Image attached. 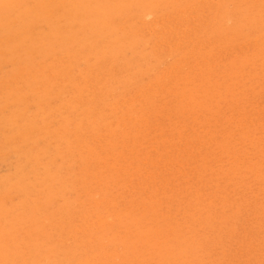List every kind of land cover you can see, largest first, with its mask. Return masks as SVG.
Returning a JSON list of instances; mask_svg holds the SVG:
<instances>
[{
  "label": "rangeland",
  "instance_id": "374dc122",
  "mask_svg": "<svg viewBox=\"0 0 264 264\" xmlns=\"http://www.w3.org/2000/svg\"><path fill=\"white\" fill-rule=\"evenodd\" d=\"M217 1L0 0V264H264V0Z\"/></svg>",
  "mask_w": 264,
  "mask_h": 264
},
{
  "label": "bare ground",
  "instance_id": "6f19581e",
  "mask_svg": "<svg viewBox=\"0 0 264 264\" xmlns=\"http://www.w3.org/2000/svg\"><path fill=\"white\" fill-rule=\"evenodd\" d=\"M92 1H93V0H92ZM115 1H116V0H115ZM137 1H138V0H137ZM150 1H151V0H150ZM188 1H189V0H188ZM216 1H217V0H216ZM232 1H233V0H232ZM245 1H246V0H245ZM250 1H251V0H250ZM217 2H218V1H217ZM163 3H164V2H163ZM188 3H189V2H188ZM190 3H191V2H190ZM237 3H238V2H237ZM88 4H89V3H88ZM166 4H167V3H166ZM185 4H186V3H185ZM231 4H232V3H231ZM241 4H242V3H241ZM115 5H116V4H115ZM115 5H114V6H115ZM6 6H7V4H6ZM18 6H19V5H18ZM25 6H26V5H25ZM153 6H154V5H153ZM182 6H185V5H182ZM243 6H244V4H243ZM245 6H246V5H245ZM247 6H248V5H247ZM247 6H246V7H247ZM48 7H49V6H48ZM48 7H47V8H48ZM162 7H163V6H162ZM201 7H202V6H201ZM209 7H210V6H208V8H209ZM236 7H237V6H236ZM236 7H235V8H236ZM248 7H249V6H248ZM253 7H254V6H253ZM182 8H183V7H182ZM238 8H239V7H238ZM257 8H258V7H257ZM92 9H93V8H92ZM124 9H125V8H124ZM241 9H242V8H241ZM248 9H249V8H248ZM251 9H252V7H251ZM251 9H250V10H251ZM258 9H261V8H258ZM155 10H156V9H155ZM171 10H172V9H171ZM197 10H198V9H197ZM237 10H238V9H237ZM239 10H240V9H239ZM245 10H246V9H245ZM263 10H264V8H263ZM263 10H261V11H263ZM107 11H108V10H107ZM122 11H123V10H122ZM150 11H151V10H150ZM172 11H173V10H172ZM212 11H213V10H212ZM235 11H236V10H235ZM256 11H257V10H256ZM197 12H198V11H197ZM246 12H247V11H246ZM248 12H252V11H248ZM254 12H255V11H254ZM263 12H264V11H263ZM104 13H105V12H104ZM104 13H103V14H104ZM124 13H125V11H124ZM64 14H65V13H64ZM103 14H102V15H103ZM162 14H163V13H162ZM164 14H165V13H164ZM252 14H253V13H252ZM255 14H256V13H255ZM124 15H125V14H124ZM124 15H123V16H124ZM246 15H247V14H245V17H246ZM258 15H259V14H258ZM64 16H65V15H64ZM111 16H112V15H111ZM153 16H154V15H153ZM194 16H195V15H194ZM238 16H239V14H238ZM240 16H241V15H240ZM260 16H261V15H260ZM248 17H249V15H248ZM252 17H253V15H252ZM263 17H264V16H263ZM117 18H118V16H117ZM240 18H242V17H240ZM240 18H239V19H240ZM153 19H154V18H153ZM186 19H187V18H186ZM228 19H229V18H228ZM239 19H238V20H239ZM249 19H250V18H249ZM251 19H252V18H251ZM260 19H261V18H260ZM260 19H259V21H260ZM236 20H237V19H236ZM241 20H242V19H241ZM262 20H264V19H262ZM22 21H23V20H22ZM68 21H69V20H68ZM129 21H130V20H129ZM251 21H254V20L252 19ZM251 21H250V23H251ZM255 21H256V20H255ZM107 22H109V21H107ZM125 22H126V21H125ZM207 22H208V21H207ZM39 23H40V22H39ZM198 23H199V22H198ZM209 23H210V22H209ZM214 23H215V22H214ZM256 23H258V22H256ZM21 24H22V23H21ZM193 24H194V23H193ZM220 24H221V23H220ZM235 24H237V23L235 22ZM254 24H255V23H254ZM180 25H181V24H180ZM180 25H179V26H180ZM211 25H212V24H211ZM238 25H239V24H238ZM245 25H246V24H245ZM248 25H249V24H248ZM248 25H246L245 27H247ZM255 25H256V24H255ZM141 26H142V25H141ZM195 26H196V25H195ZM46 27H47V26H46ZM218 27H219V26H217L216 28H218ZM248 27H249V26H248ZM13 28H14V27H13ZM193 28H194V27H193ZM200 28H201V27H200ZM231 28H232V27H231ZM238 28H239V27H238ZM238 28H237V29H238ZM262 28H263V25H262V27L259 28V29H262ZM8 29H9V28H8ZM8 29H7V30H8ZM179 29H180V28H179ZM190 29H191V28H190ZM196 29H197V28H196ZM222 29H223V28H222ZM237 29H234V30L236 31ZM17 30H18V29H17ZM111 30H112V29H111ZM238 30H239V29H238ZM104 31H106V30H104ZM140 31H141V30H140ZM153 31H154V30H153ZM204 31H205V30H204ZM224 31H226V30L224 29ZM228 31H229V30H228ZM243 31H244V30H243ZM252 31H253V30H252ZM254 31H256V30H254ZM29 32H30V31H29ZM141 32H142V31H141ZM191 32H192V31H191ZM261 32H262V31H261ZM27 33H28V32H27ZM37 33H38V32H37ZM133 33H134V32H133ZM217 33L219 34V32H217ZM234 33H236V32H234ZM240 33H241V32H240ZM247 33H248V31H247ZM258 33H259V32H258ZM114 34H115V33H114ZM127 34H129V33H127ZM184 34H185V33H184ZM212 34H213V33H212ZM242 34H243V33H242ZM253 34H255V33H253ZM259 34H261V33H259ZM86 35H87V34H86ZM91 35H92V34H91ZM143 35H144V34H143ZM198 35H199V34H198ZM236 35H237V34H236ZM239 35H240V34H239ZM243 35H245V34H243ZM246 35L248 36L249 33L246 34ZM34 36H35V35H34ZM98 36H99V35H98ZM163 36H164V35H163ZM190 36H191V35H190ZM210 36H211V35H210ZM234 36H235V35H234ZM247 36H245V37H247ZM255 36H257V34H256ZM108 37H109V36H108ZM108 37H106V38H108ZM161 37H162V36H161ZM237 37H238V36H236V38H237ZM242 37H243V36H242ZM249 37H250V36H249ZM249 37H248V38H249ZM253 37H254V36H253ZM26 38H27V37H26ZM106 38H105V39H106ZM109 38H110V37H109ZM120 38H121V37H120ZM189 38H190V37H189ZM191 38H192V37H191ZM248 38H247V39H248ZM51 39H52V38H51ZM83 39H84V38H83ZM239 39H240V38H239ZM211 40H212V39H211ZM233 40H234V39H233ZM233 40H232V42H233ZM53 41H54V40H53ZM109 41H110V40H109ZM116 41H117V40H116ZM128 41H129V40H128ZM187 41H188V40H187ZM205 41H206V40H205ZM18 42H20V41H18ZM131 42H132V41H131ZM30 43H31V42H30ZM56 43H57V42H56ZM60 43H61V42H60ZM105 43H106V42H105ZM113 43H114V42H113ZM136 43H137V42H136ZM163 43H164V42H163ZM262 43H263V42H262ZM201 44H202V43H201ZM254 44H255V43H254ZM8 45H9V44H8ZM154 45H155V44H154ZM170 45H171V44H170ZM184 45H185V44H184ZM191 45H192V44H191ZM262 45H264V44H262ZM26 46H27V45H26ZM35 46H36V45H35ZM63 46H64V45H63ZM82 46H83V45H82ZM106 46H108V45H106ZM121 46H122V45H121ZM135 46H136V45H135ZM260 46H261V45H260ZM260 46H258V47H260ZM12 47H13V45H12ZM12 47H11V48H12ZM118 47H119V46H118ZM133 47H134V46H133ZM156 47H157V46H156ZM256 47H257V46H256ZM262 47H263V46H262ZM54 48H55V47H54ZM63 48H64V47H63ZM110 48H111V47H110ZM122 48H123V47H122ZM157 48H158V47H157ZM181 48H182V47H181ZM243 48H244V47H243ZM37 49H38V48H37ZM39 49H40V48H39ZM39 49H38V50H39ZM45 49H47V47H46ZM56 49H57V48H56ZM84 49H85V48H84ZM163 49H164V48H163ZM200 49H201V48H200ZM263 49H264V48H263ZM52 50H53V49H52ZM72 50H73V49H72ZM77 50H78V49H77ZM80 50H81V49H80ZM133 50H134V49H133ZM155 50H157V49H155ZM184 50H186V49H184ZM251 50H253V49H251ZM255 50H256V49H255ZM10 51H11V50H10ZM47 51H48V50H47ZM162 51H163V50H162ZM24 52H25V51H24ZM45 52H46V51H45ZM58 52H60V51H58ZM77 52H78V51H77ZM195 52H196V51H195ZM36 53H37V52H36ZM188 53H189V52H188ZM260 53H261V52H260ZM40 54H41V53H40ZM56 54H57V53H56ZM78 54H79V53H78ZM137 54H138V53H137ZM27 55H28V54H27ZM83 55H84V54H83ZM109 55H110V54H109ZM189 55H190V54H189ZM251 55H252V54H251ZM254 55H255V54H254ZM99 56H100V55H99ZM147 56H148V55H147ZM187 56H188V55H187ZM258 56H260V55H258ZM13 57H14V56H13ZM27 57H28V56H27ZM62 57H63V56H62ZM62 57H61V58H62ZM76 57H78V56H76ZM87 57H88V56H87ZM126 57H127V56H126ZM261 57H262V56H261ZM263 57H264V56H263ZM48 58H49V57H48ZM48 58H47V59H48ZM128 58H129V57H128ZM183 58H184V57H183ZM192 58H193V57H192ZM194 58H195V57H194ZM198 58H199V57H198ZM237 58H238V57H237ZM255 58H256V57H255ZM25 59H26V57H25ZM32 59H33V58H32ZM51 59H52V58H51ZM56 59H57V58H56ZM79 59H80V58H79ZM123 59H124V58H123ZM140 59H141V58H140ZM160 59H161V58H160ZM214 59H216V58H214ZM218 59H219V58H218ZM258 59H259V58H258ZM262 59H263V58H262ZM9 60H10V59H9ZM29 60H30V59H29ZM145 60H146V59H145ZM147 60H148V59H147ZM188 60H189V59H188ZM198 60H199V62H200V59H198ZM202 60H203V58H202ZM216 60H217V59H216ZM260 60H261V59H260ZM260 60H258V61L260 62ZM175 61H176V60H175ZM237 61H238V60H236V62H237ZM250 61H251V59H250ZM256 61H257V60H256ZM28 62H29V61H28ZM80 62H81V61H80ZM144 62H146V61H144ZM201 62H202V61H201ZM222 62H223V61H222ZM231 62H233V61H231ZM247 62H248V60H247ZM247 62H246V63H247ZM251 62H253V61H251ZM262 62H263V61H262ZM13 63H14V62H13ZM47 63H48V62H47ZM162 63H163V61H162ZM260 63H261V62H260ZM142 64H143V63H142ZM218 64H219V62H218ZM220 64H221V63H220ZM248 64H249V62H248ZM248 64H247V65H248ZM24 65H25V64H24ZM229 65H230V64H229ZM249 65H250V64H249ZM251 65L253 66V64H251ZM260 65L263 66L264 64L261 63ZM44 66H45V65H44ZM132 66H133V65H132ZM187 66H189V65H187ZM215 66H216V65H215ZM227 66H228V65H227ZM257 66H258V65H257ZM257 66H256V67H257ZM31 67H32V66H31ZM89 67H90V66H89ZM157 67H158V66H157ZM199 67H200V66H199ZM230 67H231V66H230ZM259 67H260V66H259ZM0 68H1V67H0ZM20 68H21V67H20ZM20 68H19V69H20ZM25 68H26V67H25ZM92 68H93V67H92ZM167 68H168V67H167ZM195 68H196V67H195ZM226 68H227V67H226ZM228 68H229V67H228ZM233 68H234V67H233ZM243 68H244V67H243ZM2 69H3V68H2ZM34 69H35V68H34ZM69 69H70V67H69ZM114 69H115V68H114ZM126 69H127V68H126ZM141 69H142V68H141ZM230 69H231V68H230ZM35 70H36V69H35ZM46 70H47V69H46ZM124 70H125V69H124ZM175 70H176V69H175ZM216 70H217V69H216ZM251 70H252V69H251ZM253 70H254V69H253ZM256 70H257V69H256ZM261 70H263V69H261ZM30 71H31V69H30ZM97 71H98V70H97ZM130 71H131V70H130ZM141 71H142V70H141ZM141 71H140V72H141ZM164 71H165V70H164ZM225 71H226V70H225ZM228 71H229V70H228ZM257 71H258V70H257ZM19 72H20V71L18 70V73H19ZM102 72H103V71H102ZM169 72H171V71H169ZM189 72H190V71H189ZM197 72H198V71H197ZM253 72H254V71H253ZM253 72H252V73H253ZM263 72H264V71H263ZM97 73H98V72H97ZM219 73H220V72H218V74H219ZM222 73H223V72H222ZM225 73H226V72H225ZM227 73H228V72H227ZM258 73H259V72H258ZM14 74H15V73H14ZM25 74H26V73H25ZM28 74H29V73H28ZM34 74H35V72H34ZM55 74H56V73H55ZM98 74H99V73H98ZM202 74H203V73H202ZM236 74H237V73H236ZM2 75H3V74H2ZM15 75H16V74H15ZM20 75H21V74H20ZM20 75H19V76H20ZM100 75H101V74H100ZM187 75H188V74H187ZM191 75H192V74H191ZM256 75H257V74H256ZM52 76H53V75H52ZM109 76H110V75H109ZM127 76H128V75H127ZM196 76H197V73H196ZM196 76H195V77H196ZM219 76H220V75H219ZM248 76H249V75H248ZM259 76H260V75H259ZM20 77H21V76H20ZM55 77H56V76H55ZM57 77H58V75H57ZM87 77H88V76H87ZM102 77H103V76H102ZM150 77H151V76H150ZM160 77H161V76H160ZM261 77H262V76H261ZM156 78H158V77H156ZM183 78H184V77H183ZM187 78H188V77H187ZM187 78H186V79H187ZM189 78H190V77H189ZM189 78H188V79H189ZM197 78H198V77H197ZM251 78H252V77H251ZM34 79H35V78H34ZM49 79H50V78H49ZM66 79H67V78H66ZM97 79H98V81H99V78H97ZM97 79H96V80H97ZM186 79H185V80H186ZM190 79H191V78H190ZM190 79H189V82L193 80V76H192V80H190ZM201 79H202V78H201ZM223 79H224V77H223ZM223 79H222V80H223ZM257 79H258V78H257ZM258 80H259V79H258ZM262 80H263V79H262ZM262 80H260V81H262ZM3 81H5V79H4ZM24 81H26V80H24ZM67 81H68V80H67ZM102 81H103V80H102ZM196 81H197V80H195V82H196ZM252 81H254V80H252ZM41 82H43V81L41 80ZM59 82H60V80H59ZM181 82H182V81H181ZM183 82H185V81L183 80ZM200 82L203 83V81H201V80H200ZM213 82H214V81H213ZM256 82H257V80H256ZM24 83H25V82H24ZM89 83H90V82H89ZM92 83H93V82H92ZM143 83H144V82H143ZM143 83H142V84H143ZM167 83H168V82H167ZM175 83H176V82H175ZM186 83H187V82H186ZM197 83H198V82H197ZM240 83H241V82H240ZM240 83H239V85H240ZM243 83H244V82H243ZM251 83H252V82H251ZM259 83H260V82H259ZM2 84H3V83H2ZM40 84H41V83H40ZM85 84H86V83H85ZM145 84H146V83H145ZM170 84H172V83H170ZM194 84H196V83H194ZM194 84H193V82H192V85H191V86L189 85V86L192 88V86H193ZM241 84H242V83H241ZM245 84H246V83H245ZM245 84H243V85H245ZM253 84H254V83H253ZM55 85H56V84H55ZM149 85H150V84H149ZM184 85H185V84H184ZM200 85H201V83H200ZM249 85H250V84H249ZM249 85H248V87H249ZM7 86H8V85H7ZM18 86H19V85H18ZM22 86H23V85H22ZM43 86H44V85H43ZM125 86H126V85H125ZM229 86H230V85H229ZM19 87H20V86H19ZM102 87H103V86H102ZM108 87H109V86H108ZM147 87H148V86H147ZM170 87H171V86H170ZM190 87H189V88H190ZM195 87H196V86H195ZM233 87H234V86H233ZM236 87L240 89V87H238V86H236ZM241 87H243V86H241ZM16 88H17V87H16ZM20 88H21V87H20ZM29 88H30V87H29ZM34 88H35V87H34ZM92 88H93V87H92ZM114 88H115V87H114ZM210 88H211V86H210ZM234 88H235V87H234ZM249 88H251V85H250ZM2 89H3V88H2ZM9 89H10V87H9ZM12 89H13V88H12ZM18 89H19V88H18ZM40 89H41V88H40ZM101 89H103V88H101ZM101 89H100V90H101ZM106 89H107V88H106ZM142 89H143V88H142ZM173 89H174V88H173ZM175 89H176V88H175ZM197 89H198V88H197ZM203 89H204V88H203ZM208 89H209V88H208ZM245 89H246V88H245ZM263 89H264V88H262L261 90H263ZM5 90H7V89H5ZM46 90H47V89H46ZM194 90H195V89H194ZM205 90H206V89H205ZM242 90L244 91V88H243V89H240L241 92H242ZM246 90H247V89H246ZM251 90H253V89H251ZM259 90H260V89H259ZM261 90H260V91H261ZM15 91H16V90H15ZM108 91H109V90H108ZM108 91H107V92H108ZM166 91H167V90H166ZM202 91H203V90H202ZM13 92H14V91H13ZM47 92H48V90H47ZM190 92H192V91H190ZM249 92H250V91H249ZM254 92H255V91H254ZM263 92H264V91H263ZM60 93H62V92H60ZM195 93H196V92H195ZM204 93H206V92H203L202 94H204ZM242 93H243V92H242ZM256 93H258V92L256 91ZM122 94H123V93H122ZM171 94H172V93H171ZM190 94H191V93H190ZM199 94H200V92H199ZM243 94H244V93H243ZM243 94H242V95H243ZM254 94H255V93H254ZM254 94H253V95H254ZM8 95H10V93H9ZM27 95H28V94H27ZM29 95H30V94H29ZM166 95H167V94H166ZM180 95H181V94H180ZM183 95H184V94H183ZM183 95H182V96H183ZM197 95H198V94H197ZM207 95H208V93H207ZM237 95H238V94H237ZM261 95H263V94H261ZM23 96H24V95H23ZM106 96H107V95H106ZM122 96H123V95H122ZM210 96H211V95H210ZM245 96L247 97V94H246ZM254 96H255V95H254ZM256 96H257V95H256ZM131 97H132V96H131ZM194 97H195V96H194ZM198 97H199V96H198ZM205 97H206V95L204 96V98H205ZM219 97H220V96H219ZM241 97H242V96H241ZM100 98H101V97H100ZM105 98H106V97H105ZM120 98H121V97H120ZM175 98H176V97H175ZM179 98H180V97H179ZM199 98H200V97H199ZM238 98H239V96H238ZM250 98H251V97H250ZM256 98H257V97H256ZM256 98H255V99H256ZM5 99H6V98H5ZM86 99H87V98H86ZM200 99H201V98H200ZM220 99H221V98H220ZM220 99H219V100H220ZM227 99H228V98H227ZM240 99H242V98H240ZM252 99H253V98H252ZM255 99H253V100H255ZM259 99H260V98H259ZM12 100H13V99H12ZM87 100H88V99H87ZM176 100H177V99H176ZM178 100H179V99H178ZM205 100H207V97L205 98ZM242 100H243V99H242ZM167 101H168V100H167ZM200 101H201V100H200ZM209 101H210V100H209ZM112 102H113V101H112ZM112 102H111V103H112ZM145 102H146V101H145ZM181 102H182V101H181ZM183 102H184V101H183ZM183 102H182V103H183ZM195 102H196V101H195ZM198 102H199V101H198ZM207 102H208V101H207ZM207 102H206V103H207ZM216 102H217V100H216ZM237 102H238V100H237ZM9 103H10V102H9ZM40 103H41V102H40ZM98 103H99V102H98ZM174 103H175V102H174ZM192 103H193V102H192ZM231 103H232V101H231ZM249 103H250V102H249ZM12 104H14V103H12ZM113 104H114V103H113ZM177 104H178V103H177ZM202 104H203V103H202ZM202 104H201V105H202ZM207 104H208V103H207ZM214 104H215V102H214ZM218 104H219V102H218ZM240 104H241V103H240ZM242 104H243V103H242ZM252 104H254V103H252ZM257 104H258V103H256L255 105H257ZM5 105H6V104H5ZM31 105H32V104H31ZM94 105H95V104H94ZM182 105L184 106V104H182ZM199 105H200V104H199ZM246 105H247V104H246ZM262 105H263V107H264V104H262ZM2 106H3V105H2ZM50 106H51V105H50ZM160 106H161V105H160ZM205 106H207V105L205 104ZM257 106H258V105H257ZM259 106H260V105H259ZM7 107H8V106H7ZM163 107H164V106H163ZM172 107H173V106H172ZM193 107H194V106H192L191 108L193 109ZM198 107H199V106H198ZM210 107H211V106H210ZM210 107H208V108H210ZM0 108H1V107H0ZM127 108H128V107H127ZM205 108H206V107H205ZM208 108H206V111H208V110H207ZM243 108H244V107H243ZM261 108H262V107H261ZM26 109H27V107H26ZM45 109H46V108H45ZM103 109H104V107H103ZM214 109H215V108H214ZM214 109H212V110H214ZM250 109H251V108H250ZM4 110H5V109H4ZM7 110H8V109H7ZM16 110H17V109H16ZM16 110H15V111H16ZM193 110H194V109H193ZM210 110H211V109H210ZM257 110H258V109H257ZM186 111H188V110L186 109ZM197 111H198V110H197ZM197 111H196V112H197ZM204 111H205V109H204ZM242 111H243V110H242ZM260 111H262V110H260ZM167 112H168V111H167ZM179 112H180V111H179ZM188 112H189V111H188ZM193 112H194V111H193ZM214 112L216 113V111H214ZM251 112H253V111H251ZM255 112H256V111H255ZM181 113H182V112H181ZM181 113H179V114H181ZM189 113H190V112H189ZM189 113H188V114H189ZM197 113H198V112H197ZM200 113H201V115L203 114V112H201V111H200ZM204 113H205V112H204ZM211 113H212V112H211ZM198 114H199V113H198ZM205 114H206V113H205ZM166 115H167V114H166ZM192 115H193V114H192ZM194 115H195V113H194ZM194 115H193V116H194ZM199 115H200V114H199ZM199 115H198V116H199ZM207 115H208V114H207ZM226 115H227V114H226ZM245 115H246V114H245ZM245 115H244V116H245ZM252 115H253V114H252ZM261 115H262V114H261ZM19 116H20V115H19ZM161 116H162V115H161ZM170 116H171V115H170ZM193 116H192V117H193ZM230 116H231V115H230ZM234 116H235V115H234ZM247 116H248V114H247ZM247 116H246V117H247ZM11 117H12V115H11ZM99 117H100V116H99ZM121 117H122V115H121ZM121 117H120V119H121ZM186 117H187V116H186ZM199 117H200V116H199ZM202 117H203V116H202ZM205 117H206V116H205ZM212 117H213V116H212ZM212 117H211V118H212ZM226 117H227V116H226ZM246 117H245V118H246ZM252 117H253V116H251V118H252ZM93 118H94V117H93ZM102 118H103V117H102ZM167 118H168V117H167ZM170 118H173V117H170ZM170 118H169V119H170ZM178 118H179V117H178ZM181 118H183V117H180V119H181ZM195 118H197V117H195ZM211 118H209V121H210ZM229 118H231V117H229ZM229 118H226V120H228ZM233 118H234V117H233ZM256 118H257V117H256ZM13 119H14V118H13ZM180 119H179V120H180ZM199 119H200V118H199ZM117 120H118V118H117ZM179 120H178V121H179ZM182 120H183V119H182ZM195 120H196V119H195ZM1 121H2V120H1ZM92 121H93V120H91V122H92ZM183 121H185V119H184ZM203 121H204V119H203ZM206 121H207V120H206ZM209 121H208V122H209ZM224 121H225V120H224ZM230 121H231V120H230ZM252 121H253V120H252ZM262 121H263V120H262ZM110 122H111V121H110ZM151 122H152V121H151ZM163 122H164V121H163ZM197 122H198V121H197ZM204 122H205V121H204ZM225 122H227V121H225ZM245 122H246V121H245ZM83 123H84V122H83ZM201 123H202V122H201ZM205 123H206V122H205ZM223 123H224V122H223ZM228 123H229V122H228ZM228 123H227V124H228ZM235 123H236V121H235ZM243 123H244V121H243ZM251 123H252V122H251ZM253 123H254V122H253ZM259 123H261V122H259ZM49 124L51 125V122H50ZM119 124H120V123H119ZM207 124H208V123H207ZM50 125H49V126H50ZM52 125H53V123H52ZM203 125H204V124H203ZM203 125H202V126H203ZM213 125L215 126L216 124H213ZM221 125H222V124H221ZM224 125H225V124H224ZM248 125H249V124H248ZM254 125H255V124H254ZM262 125H263V124H262ZM43 126H44V125H43ZM68 126H69V125H68ZM191 126H192V125H191ZM209 126H211V125H209ZM225 126H226V125H225ZM249 126H250V125H249ZM256 126H257V125H256ZM59 127H60V126H59ZM119 127H120V126H119ZM252 127H253V126H252ZM254 127H255V126H254ZM6 128H7V127H6ZM109 128H110V127H109ZM114 128H115V127H114ZM159 128H160V127H159ZM187 128H188V127H187ZM210 128H212V127H210ZM227 128H228V127H227ZM229 128H230V126H229ZM257 128H258V126H257ZM89 129H90V128H89ZM111 129H112V128H111ZM134 129H135V128H134ZM247 129H248V128H247ZM249 129H251V128H249ZM63 130H64V129H63ZM113 130H114V129H113ZM160 130H161V129H160ZM200 130H201V129H200ZM209 130H210V129H209ZM217 130H218V129H217ZM224 130L227 131L226 129H224ZM233 130H234V129H233ZM251 130H252V129H251ZM251 130H250V131H251ZM6 131H7V130H6ZM29 131L31 132V130H29ZM74 131H75V130H74ZM76 131H77V130H76ZM100 131H101V130H100ZM180 131H181V130H180ZM198 131H199V130H198ZM212 131H213V130H212ZM219 131H220V130H219ZM219 131H218V133H219ZM225 131H223V132H225ZM248 131H249V130H248ZM56 132H57V131H56ZM196 132H197V131H196ZM207 132H208V131H207ZM207 132H206V134H207ZM215 132H216V131H215ZM58 133H59V132H58ZM114 133H115V132H114ZM183 133H184V132H183ZM233 133H234V131H233ZM242 133H243V132L241 131V134H240V135L246 134V133H243V134H242ZM24 134H25V133H24ZM30 134H31V133H30ZM112 134H113V133H112ZM181 134H182V133H181ZM248 134H249V133H248ZM18 135H19V134H18ZM172 135H173V134H172ZM189 135H190V133H189ZM193 135H195V134H193ZM202 135H203V134H202ZM214 135H215V134H214ZM207 136H208V135H207ZM230 136H231V135H230ZM246 136H247V135H246ZM213 137H214V136H213ZM221 137H222V136H221ZM236 137H237V136H236ZM242 137H244V135H243ZM248 137H249V136H248ZM33 138H34V137H33ZM125 138H126V137H125ZM178 138H179V137H178ZM209 138H210V137H209ZM211 138H212V136H211ZM240 138H241V137H240ZM244 138H245V137H244ZM250 138H251V136H250ZM250 138H249V139H250ZM261 138H262V137H261ZM39 139H40V138H39ZM129 139H130V138H129ZM196 139H197V138H196ZM196 139H195V140H196ZM204 139H205V137H204ZM206 139H207V138H206ZM167 140H168V139H167ZM179 140H180V139H179ZM200 140H201V139H200ZM221 140H222V139H221ZM225 140H226V139H225ZM229 140H230V139H229ZM234 140H235V139H234ZM238 140H239V139H238ZM238 140H237V141H238ZM245 140H246V139H245ZM252 140H253V139H251V141H252ZM258 140H259V138H258ZM156 141H157V140H156ZM162 141H163V140H162ZM181 141H182V140H181ZM205 141H206V140H205ZM217 141H218V140H217ZM227 141H228V140H227ZM243 141H244V140H243ZM254 141H255V140H254ZM256 141H257V140H256ZM39 142H40V141H39ZM70 142H71V141H70ZM99 142H100V141H99ZM176 142H177V141H176ZM213 142H214V141H213ZM232 142H233V141H232ZM235 142H236V140H235ZM239 142H240V141H239ZM241 142H242V141H241ZM246 142H247V141H245V142H243V143H246ZM259 142H261V141H259ZM259 142H258L257 144H259ZM262 142L264 143V141H262ZM110 143H111V142H110ZM125 143H126V142H125ZM218 143H219V142H218ZM222 143H223V142H222ZM228 143H230V142H228ZM228 143H227V144H228ZM237 143H238V142H237ZM255 143H256V142H255ZM255 143H254V144H255ZM112 144H113V143H112ZM137 144H138V143H137ZM224 144H226V143L224 142ZM251 144H252V143H251ZM144 145H145V144H144ZM176 145H177V144H176ZM203 145H204V143H203ZM211 145H212V144H211ZM228 145H230V144H228ZM232 145H234V144H232ZM240 145H241V144H240ZM240 145H238V146H240ZM263 145H264V144H263ZM37 146H38V145H37ZM108 146H109V145H108ZM189 146H190V145H189ZM243 146H244V145H243ZM250 146H251V145H250ZM258 146H259V145H258ZM93 147H94V146H93ZM205 147H206V146H205ZM212 147H213V146H212ZM221 147H222V144H221ZM224 147H225V145H224ZM226 147H227V145H226ZM229 147H230V146H228L226 149H228ZM234 147H235V146H234ZM234 147H232V148H234ZM255 147H256V146H255ZM49 148H50V147H49ZM94 148H95V147H94ZM207 148H208V145H207ZM207 148H206V149H207ZM232 148H231V149H232ZM235 148L238 149V147H235ZM257 148H258V147H257ZM261 148H262V146H261ZM91 149H92V148H91ZM144 149H145V148H144ZM151 149H152V147H151ZM214 149H217V148H214ZM220 149H221V148H220ZM226 149H223V152H225ZM237 149H236V150H237ZM239 149H240V148H239ZM244 149H245V148H244ZM87 150H88V149H87ZM124 150H125V148H124ZM130 150H132V149H130ZM161 150H162V149H161ZM161 150H160V152H161ZM167 150H168V148H167ZM203 150H204V149H203ZM218 150H219V149H218ZM224 150H225V151H224ZM229 150H230V149H229ZM233 150H234V149H233ZM233 150H232V151H233ZM246 150H247V149H246ZM23 151H24V150H23ZM43 151H44V150H43ZM60 151H61V150H60ZM83 151H84V150H83ZM155 151H156V150H155ZM204 151H205V150H204ZM209 151H210V150H209ZM237 151L239 152L240 150H237ZM247 151H248V150H247ZM255 151H256V150H255ZM255 151H254V152H255ZM262 151H263V150H262ZM90 152H91V151H90ZM115 152H117V151H115ZM147 152H148V150H147ZM158 152H159V151H158ZM219 152H220V151H219ZM233 152H234V151H233ZM235 152H236V151H235ZM241 152H242V151H241ZM248 152H249V151H248ZM41 153H42V152H41ZM199 153H200V152H199ZM199 153H198V154H199ZM211 153H212V151H211ZM214 153H216V152H214ZM217 153H218V152H217ZM226 153H227V151H226ZM245 153H246V152H245ZM255 153H256V152H255ZM91 154H92V153H91ZM96 154H97V153H96ZM100 154H101V153H100ZM122 154H123V153H122ZM148 154H149V153H148ZM178 154H179V153H178ZM206 154H207V153H206ZM218 154H219V153H218ZM229 154H230V153H228V155H229ZM240 154H241V153H240ZM240 154H239V157H237V158H240V156H241ZM247 154H248V153H247ZM4 155H5V154H4ZM39 155H40V153H39ZM141 155H142V154H141ZM149 155H150V154H149ZM149 155H148V157H149ZM159 155H160V154H159ZM211 155H212V154H211ZM222 155H223V154H222ZM231 155H233V153H231ZM243 155H244V153H243ZM245 155H246V154H245ZM250 155H251V154H250ZM6 156H7V155H6ZM40 156H41V155H40ZM102 156H103V155H102ZM169 156H170V155H169ZM201 156H202V154H201ZM203 156H204V155H203ZM203 156H202V157H203ZM220 156H221V155H220ZM235 156H237V155H235ZM248 156H249V155H248ZM248 156H247V157H248ZM255 156H257V155L255 154ZM3 157H4V156H3ZM73 157H74V156H73ZM113 157H114V156H113ZM216 157H217V156H216ZM216 157H215V154H214V158H216ZM229 157H230V156H229ZM242 157H243V159L245 158L244 156H242ZM247 157H246V158H247ZM251 157H252V156H251ZM251 157H250V158H251ZM253 157H254V155H253ZM259 157H260V156H259ZM6 158H7V157H6ZM6 158H5V159H6ZM180 158H181V157H180ZM206 158H207V156H206ZM209 158H210V157H209ZM209 158H207V159H209ZM211 158H213V157H211ZM214 158H213V159H214ZM235 158H236V157H235ZM263 158H264V157H263ZM76 159H77V157H76ZM99 159H100V158H99ZM104 159H105V158H104ZM124 159H125V158H124ZM152 159H153V158H152ZM156 159H157V158H156ZM220 159H221V158H220ZM224 159H225V158H224ZM229 159H230V158H229ZM240 159H241V158H240ZM258 159H259V158H258ZM6 160H7V159H6ZM92 160H93V159H92ZM143 160H144V159H143ZM211 160H212V159H211ZM216 160H218V159L216 158ZM222 160H223V159H222ZM222 160H221V161H222ZM231 160H232V159H231ZM255 160H256V159H255ZM89 161H90V160H89ZM102 161H103V160H102ZM146 161H147V160H146ZM201 161H202V159H201ZM203 161H204V160H203ZM223 161H224V160H223ZM233 161H234V158H233ZM238 161H239V160H238ZM240 161H241V160H240ZM240 161H239V162H240ZM247 161H248V160H247ZM259 161H260V160H259ZM48 162H49V161H48ZM54 162H55V161H54ZM85 162H86V161H85ZM132 162H134V161H132ZM132 162H131V163H132ZM199 162H200V161H199ZM199 162H198V163H199ZM230 162H231V161H230ZM242 162H243V161H242ZM242 162H241V163H242ZM249 162H250V161H249ZM253 162H254V161H253ZM50 163H51V162H50ZM61 163H62V162H61ZM100 163H101V162H100ZM108 163H109V162H108ZM218 163H219V161H218ZM258 163H259V162H258ZM261 163L263 164V161H262ZM94 164H95V163H94ZM196 164H197V162H196ZM200 164H203V163H200ZM205 164H206V163H205ZM205 164H204V166H205ZM207 164H208V163H207ZM207 164H206V165H207ZM221 164H222V162H221ZM225 164H227V163H225ZM252 164H253V163H252ZM259 164H260V163H259ZM43 165H44V164H43ZM142 165H143V164H142ZM181 165H182V164H181ZM208 165H209V164H208ZM208 165H207V166H208ZM223 165H224V164H223ZM239 165H240V164H239ZM241 165H242V164H241ZM263 165H264V164H263ZM109 166H110V165H109ZM129 166H131V165L129 164ZM200 166H202V165H200ZM200 166H199V168H200ZM204 166H203V168H204ZM209 166H212V164L209 165ZM209 166H208V167H209ZM219 166H220V165H219ZM219 166H218L217 168H219ZM230 166H231V165H230ZM237 166H238V165H237ZM244 166H245V165H244ZM256 166H259V167H260V165H257V164L255 165V167H256ZM49 167H50V166H49ZM92 167H93V165H92ZM119 167H120V166H119ZM136 167H137V166H136ZM195 167H197V166H195ZM208 167H207V168H208ZM215 167H216V166H215ZM234 167H235V166H234ZM252 167H253V165H252ZM60 168H61V167H60ZM117 168H118V166H117ZM129 168H130V167H129ZM138 168H140V167H138ZM178 168H179V166H178ZM209 168H210V167H209ZM221 168H222V167H221ZM224 168H225V167H224ZM224 168H223V170H224ZM227 168H228V167H227ZM231 168H233V165H232V167H230V169H231ZM235 168H236V167H235ZM235 168H233V169L236 170ZM238 168H239V167H238ZM87 169H88V168H87ZM114 169H116V168H113V170H114ZM120 169H121V168H120ZM175 169H176V168H175ZM179 169H180V168H179ZM191 169H192V168H191ZM210 169L214 170L215 168H214V166H212V168H210ZM228 169H229V168H228ZM256 169H257V168H256ZM221 170H222V169H221ZM225 170L227 171V169H225ZM239 170H240V168H239ZM254 170H255V169H254ZM56 171H57V170H56ZM106 171H107V170H106ZM109 171H110V170H109ZM218 171H219V170H218ZM226 171H225V173H226ZM230 171H231V170H230ZM200 172H201V171H200ZM209 172H210V171H209ZM235 172H238V170L235 171ZM56 173H57V172H56ZM108 173H109V172H108ZM201 173H202V172H201ZM205 173H206V172H205ZM215 173H217V172L215 171ZM218 173H219V172H218ZM220 173H221V172H220ZM225 173H223V174H225ZM228 173H229V172H228ZM233 173H234V171H233ZM86 174H87V172H86ZM93 174H94V173H93ZM112 174H113V173H112ZM132 174H133V173H132ZM240 174H241V173H240ZM244 174H245V173H244ZM256 174H257V173H256ZM258 174H260V173L258 172ZM66 175H68V174H66ZM97 175H98V174H97ZM117 175H118V174H117ZM209 175H210V174H209ZM211 175H212V174H211ZM218 175H219V174H218ZM230 175H232V173H231ZM233 175L236 176L235 174H233ZM11 176H12V175H11ZM212 176H213V175H212ZM212 176H211V177H212ZM219 176H220V175H219ZM222 176H224V175H222ZM238 176H239V175H238ZM246 176H247V174H246ZM260 176H261V175H260ZM260 176H258V179H259ZM65 177H66V176H65ZM70 177H71V176H70ZM102 177H103V176H102ZM130 177H131V176H130ZM202 177H203V176H202ZM202 177H201V178H202ZM213 177H214V176H213ZM220 177H221V176H220ZM236 177H237V176H236ZM244 177H245V176H244ZM255 177L257 178V175H256ZM261 177H262V178H260L259 181L263 180V177H264V176H261ZM103 178H104V177H103ZM133 178H134V177H133ZM206 178H208V177H206ZM214 178H216V177H214ZM246 178H247V177H246ZM198 179H199V177H198ZM198 179H197V180H198ZM217 179H218V178H217ZM247 179H248V178H247ZM251 179H252V178H251ZM72 180H73V179H72ZM74 180H75V179H74ZM89 180H90V179H89ZM110 180H111V179H110ZM118 180H119V179H118ZM187 180H188V179H187ZM204 180H205V179H204ZM208 180H210V179L208 178ZM208 180H207V181H208ZM219 180H220V179H219ZM219 180H218V181H219ZM245 180H246V179H245ZM256 180H257V179H256ZM41 181H42V180H41ZM62 181H63V180H62ZM201 181H202V180H201ZM212 181H213V179H212ZM216 181H217V180H216ZM220 181H221V180H220ZM233 181H234V180H233ZM263 181H264V180H263ZM202 182H203V181H202ZM202 182H201V183H202ZM230 182H231V181H230ZM237 182H238V181H237ZM261 182H262V181H261ZM90 183H91V182H90ZM204 183H205V182H204ZM204 183H203V184H204ZM209 183L211 184V182H209ZM219 183H220V182H219ZM226 183H227V182H226ZM49 184H50V183H49ZM49 184H48V185H49ZM120 184H121V183H119V185H120ZM259 184H260V183H259ZM151 185H152V182H151ZM211 185H212V184H211ZM211 185H210V187H211ZM215 185H217V184H215ZM218 185H219V184H218ZM227 185H228V184H227ZM236 185H237V184H236ZM126 186H127V185H126ZM144 186H145V185H144ZM146 186H147V185H146ZM192 186H193V184H192ZM199 186H200V185H199ZM207 186H208V185H207ZM207 186H205V187H207ZM222 186H223V185H222ZM225 186H226V185H225ZM95 187H96V186H95ZM64 188H66V187H64ZM84 188H85V187H84ZM127 188H128V186H127ZM189 188H190V186H189ZM213 188L215 189V187H213ZM68 189H69V188H68ZM195 189H196V188H195ZM199 189H200V188H199ZM210 189H211V188H210ZM218 189H219V188H218ZM225 189H226V188H225ZM263 189H264V188H263ZM59 190H60V189H59ZM88 190H89V189H88ZM189 190H190V189H189ZM191 190H192V189H191ZM253 190H254V189H253ZM20 191H21V190H20ZM81 191H82V190H81ZM200 191H201V190H200ZM214 191H217V190H214ZM214 191H212V192L214 193ZM234 191H235V190H234ZM4 192H5V191H4ZM4 192H3V193H4ZM66 192H67V191H66ZM79 192H80V191H79ZM88 192H89V191H88ZM119 192H120V191H119ZM123 192H124V191H123ZM205 192H206V191H205ZM54 193H55V192H54ZM120 193H121V192H120ZM150 193H151V192H150ZM208 193H209V192H208ZM216 193H217V192H216ZM218 193H219V192H218ZM0 194H1V193H0ZM15 194H16V193H15ZM15 194H14V195H15ZM17 194H18V193H17ZM200 194L202 195L201 192H200ZM2 195H3V194H2ZM12 195H13V194H12ZM18 195H19V194H18ZM23 195H24V194H23ZM65 195H66V194H65ZM97 195H98V194H97ZM206 195H207V194H206ZM206 195H203V196H206ZM214 195H215V194H214ZM216 195H218V194H216ZM220 195H221V194H220ZM255 195H256V194H255ZM50 196H53V195H50ZM50 196H49V197H50ZM84 196H85V195H84ZM161 196H162V195H161ZM195 196H196V195H195ZM197 196H198V195H197ZM59 197H60V196H59ZM116 197H117V196H116ZM157 197H158V196H157ZM210 197H211V194H210ZM214 197L217 198L218 196H214ZM214 197H213V198H214ZM224 197H225V195H224L223 197H221V198H224ZM109 198H110V197H109ZM134 198H135V197H134ZM134 198H133V199H134ZM177 198H178V197H177ZM211 198H212V197H211ZM213 198H212V199H213ZM227 198H228V197H226L225 199H227ZM131 199H132V198H131ZM192 199H193V198H192ZM196 199H197V198H196ZM198 199H199V198H198ZM198 199H197V202H198ZM81 200H82V198H81ZM89 200H90V199H89ZM109 200H110V199H109ZM111 200H112V199H111ZM160 200H161V199H160ZM200 200H201V198H200ZM214 200H215V199H214ZM91 201H92V200H91ZM113 201H114V200H113ZM145 201H146V200H145ZM145 201H144V203H145ZM149 201H150V200H149ZM151 201H152V200H151ZM156 201H158V200L156 199ZM177 201H178V200H177ZM190 201H191V200H190ZM190 201H189V202H190ZM202 201H203V200H202ZM211 201H212V200H211ZM211 201H210V202H211ZM218 201H220V199H219ZM222 201L225 202L224 200H222ZM246 201H247V200H246ZM249 201H250V200H249ZM84 202H85V201H84ZM86 202H87V201H86ZM89 202H90V201H89ZM139 202H140V201H139ZM146 202H147V201H146ZM159 202H160V201H159ZM187 202H188V201H187ZM208 202H209V201H208ZM231 202H232V200H231ZM239 202H240V201H239ZM1 203H2V202H1ZM49 203H50V202H49ZM72 203H73V202H72ZM90 203H91V202H90ZM99 203H100V202H99ZM105 203H106V202H105ZM112 203H113V202H112ZM156 203H157V202H156ZM195 203H196V200H195ZM203 203L206 204L205 202H203ZM6 204H7V203H6ZM27 204H28V203H27ZM45 204H46V202H45ZM107 204H108V203H107ZM114 204H115V203H114ZM141 204H142V203H141ZM162 204H163V203H162ZM187 204H188V203H187ZM189 204H190V203H189ZM192 204H193V203H192ZM192 204H191V206H192ZM210 204H211V203H210ZM210 204H209V205H210ZM227 204H228V202H227ZM24 205H25V204H24ZM28 205H29V204H28ZM30 205H31V204H30ZM40 205H41V204H40ZM48 205H49V204H48ZM63 205H64V204H63ZM65 205H66V204H65ZM67 205H68V203H67ZM115 205H116V204H115ZM136 205H137V204H136ZM157 205H158V204H157ZM159 205H160V204H159ZM184 205H185V203H184ZM184 205H183V206H184ZM194 205H195V204H194ZM220 205H221V204H220ZM220 205H219V206H220ZM236 205H237V204H236ZM256 205H257V204H256ZM99 206H100V204H99ZM113 206H114V205H113ZM116 206H117V205H116ZM116 206H115V207H116ZM145 206H147V205L145 204ZM148 206H149V205H148ZM153 206H156V205H153ZM153 206H152V207H153ZM161 206H162V205H161ZM187 206H188V205H187ZM191 206H190V207H191ZM196 206H198V204H197ZM206 206H207V204H206ZM206 206H205V207H206ZM211 206H212V205H211ZM217 206H218V205H217ZM223 206H224V204H223ZM47 207H48V206H47ZM51 207H52V206H51ZM61 207H62V206H61ZM67 207H68V206H67ZM95 207H96V206H95ZM97 207H98V205H97ZM136 207H138V206H136ZM136 207H135V208H136ZM156 207H158V206H156ZM181 207H182V206H181ZM208 207H209V206H208ZM215 207H216V206H215ZM225 207H227V205H226ZM228 207H229V206H228ZM237 207L240 209V206H239V205H238ZM14 208H15V207H14ZM36 208H37V206H36ZM42 208H43V207H42ZM63 208H64V207H63ZM106 208H107V207H106ZM131 208H132V207H130V209H131ZM133 208H134V206H133ZM143 208H144V206L142 207V209H143ZM148 208H149V207H148ZM153 208H154V207H153ZM153 208H152V209H153ZM193 208H194V206H193ZM198 208H199V207H198ZM200 208H201V207H200ZM200 208H199V210H201ZM209 208H211V207H209ZM0 209H1V208H0ZM98 209H99V208H98ZM130 209H129V211H130ZM168 209H169V208H168ZM179 209H180V208H179ZM185 209H186V208H185ZM185 209H184V210H185ZM196 209H197V208H196ZM222 209H224V207H222ZM236 209H237V208H236ZM239 209H238V210H239ZM123 210H124V209H123ZM123 210H122L120 213H122V214L124 215L126 211H123ZM135 210H136V209H135ZM139 210H141V209H139ZM155 210H156V209H155ZM202 210H203V209H202ZM202 210H201V211H202ZM23 211H24V210H23ZM68 211H69V210H68ZM112 211L114 212V209H112ZM118 211H120V210H118ZM127 211H128V210H127ZM136 211H137V210H136ZM158 211H160V210H158ZM158 211H157V212H158ZM174 211L177 212L176 210H174ZM182 211H183V210H182ZM186 211H187V210H186ZM188 211H189V210H188ZM193 211L195 212V210H193ZM203 211H204V210H203ZM24 212H25V211H24ZM80 212H81V210H80ZM94 212H95V211H94ZM98 212H99V211H98ZM132 212H133V211H132ZM141 212H143V211H141ZM183 212H184V211H183ZM206 212H208V211H206ZM248 212H249V211H248ZM21 213H22V212H21ZM92 213H93V212H92ZM143 213H144V212H143ZM184 213H185V212H184ZM192 213H193V212H192ZM217 213H218V212H217ZM220 213H221V212H220ZM0 214H1V213H0ZM84 214L86 215V213H84ZM89 214H90V213H89ZM89 214H87V215H89ZM99 214H100V212H99ZM136 214H137V213H136ZM144 214H145V213H144ZM147 214H148V213H147ZM153 214H154V213H153ZM169 214H170V212H169ZM187 214H190V213L188 212ZM199 214H200V213H199ZM199 214H198V215H199ZM6 215H7V214H6ZM87 215H86V216H87ZM96 215H97V214H96ZM100 215H102V214H100ZM100 215H99V216H100ZM105 215H106V214H105ZM110 215H111V214H110ZM117 215H118V214H117ZM117 215H115V216L117 217ZM130 215H131V214L129 213V215H127V216H130ZM141 215H142V213H141ZM151 215H152V213H151ZM151 215H150V216H151ZM157 215H158V213H157ZM157 215H156V217L158 218ZM165 215H166V214H165ZM165 215H163V216H165ZM174 215H175V214H174ZM253 215H254V214H253ZM262 215H263V214H262ZM38 216H39V215H38ZM127 216H124V217H127ZM132 216H133V215H132ZM136 216H137V215H136ZM139 216H140V215H139ZM139 216H138V217H139ZM176 216H177V215H176ZM210 216H212V214H211ZM210 216H209V217H210ZM32 217H33V216H32ZM36 217H37V216H36ZM90 217H91V216H90ZM90 217H89V218H90ZM134 217H135V216H134ZM142 217H144V216H142ZM159 217H161V216H159ZM204 217H205V216H203V218H204ZM206 217H207V216H206ZM209 217H208V218H209ZM2 218H3V217H2ZM28 218H30V217H28ZM168 218H170V217H168ZM214 218H215V217H214ZM12 219H13V218H12ZM16 219H17V218H16ZM19 219H20V218H19ZM122 219H123V218H122ZM127 219H129V218H127ZM127 219H126V222H127ZM132 219H133V217H132ZM134 219H135V218H134ZM160 219H161V218H160ZM162 219H163V218H162ZM209 219H210V218H209ZM24 220H25V219H24ZM74 220H75V219H74ZM84 220H85V219H84ZM119 220H120V222H122L121 218H120ZM136 220H138V219L136 218V219L134 220V222H136ZM139 220H141V219H139ZM139 220H138V221H139ZM146 220H147V219H146ZM158 220H159V219H158ZM201 220H202V219H201ZM31 221H32V220H31ZM75 221H76V220H75ZM128 221H131V222H132L131 219L128 220ZM141 221H142V220H141ZM156 221H157V220H156ZM197 221H198V220H197ZM221 221H223V220H221ZM225 221H226V220H225ZM18 222H19V221H18ZM18 222H17V223H18ZM43 222H44V221H42V223H43ZM131 222H130V225H131ZM165 222L167 223V221H165ZM194 222H195V221H194ZM260 222H261V219H260ZM0 223H1V222H0ZM47 223H48V222H47ZM55 223H56V225H57V222H55ZM69 223H70V222H69ZM78 223H79V222H78ZM168 223H169V222H168ZM27 224H28V223H27ZM31 224H32V223H31ZM76 224H77V223H76ZM86 224H87V223H86ZM118 224H119V223H118ZM126 224H128V223H126ZM135 224H136V223H135ZM144 224H145V223H144ZM188 224H189V223H188ZM212 224H213V223H212ZM236 224H237V223H236ZM253 224H254V223H253ZM19 225H20V224H19ZM32 225H34V224H32ZM68 225H69V224H68ZM110 225H111V224H110ZM110 225H108V226H110ZM124 225H125V223H124ZM138 225H139V224H138ZM150 225H151V224H150ZM171 225H172V224H171ZM171 225H170V226H171ZM255 225H256V224H255ZM257 225H258V224H257ZM62 226H64V225H62ZM98 226H99V225H98ZM111 226H112V225H111ZM136 226H137V225H136ZM161 226H162V225H161ZM161 226H160V228H161ZM170 226H169V227H170ZM253 226H254V225H253ZM259 226H260V225H259ZM12 227H13V226H12ZM26 227H27V226H26ZM30 227H31V226H30ZM71 227H72V226H71ZM73 227H74V226H73ZM79 227H80V226H79ZM105 227H106V226H105ZM105 227H103V228L106 230ZM128 227H129V226H128ZM134 227H135V226H134ZM134 227H132V228H134ZM164 227H166V226H164ZM187 227H188V226H187ZM22 228H23V227H22ZM33 228H34V227H33ZM45 228H46V227H45ZM96 228H97V227H96ZM118 228H119V227H118ZM118 228H117V229H118ZM121 228H122V227H121ZM150 228H151V227H150ZM150 228H149V230H151ZM175 228H177V227H175ZM213 228H215V227H213ZM213 228H212V229H213ZM74 229H75V228H74ZM83 229H84V228H83ZM94 229H95V228H94ZM125 229H129V228H126V227H125ZM130 229H131V228H130ZM152 229H153V228H152ZM162 229H163V228H162ZM162 229H161V230H162ZM166 229H168V228H166ZM64 230H65V229H64ZM84 230H85V229H84ZM98 230H99V229H98ZM109 230H111V229H109ZM109 230H108V231H109ZM112 230H113V229H112ZM112 230H111V231H112ZM145 230H148V229H145ZM16 231H17V230H16ZM25 231H27V230H25ZM43 231H45V230H43ZM65 231H66V230H65ZM95 231H96V230H95ZM103 231H104V230H103ZM106 231H107V230H106ZM113 231H114V230H113ZM141 231H142V229H141ZM156 231H158V229H157ZM17 232H18V231H17ZM19 232H21V230H20ZM28 232H30V231H28ZM47 232H48V231H47ZM85 232H86V231H85ZM96 232H97V231H96ZM131 232H132V229H131ZM136 232H137V231H136ZM146 232H147V231H146ZM159 232H160V231H159ZM159 232H157V233H159ZM164 232H165V231H164ZM166 232H167V231H166ZM176 232H177V231H176ZM33 233H34V232H33ZM72 233H73V231H72ZM87 233H88V232H87ZM99 233H100V232H99ZM99 233H97V234H99ZM101 233H102V232H101ZM106 233H107V232H106ZM108 233H110V232H108ZM115 233H116V232H115ZM117 233H119V232H117ZM142 233H143V232H142ZM13 234H14V233H13ZM16 234H18V233H16ZM37 234H38V233H37ZM51 234H52V233H51ZM75 234H76V233H75ZM88 234H89V233H88ZM90 234H91V231H90ZM97 234H95V236H96ZM104 234H105V233H104ZM104 234H103V235H104ZM129 234H130V233H129ZM144 234H145V233H143V237L146 235V234H145V235H144ZM173 234H174V232H173ZM177 234H178V233H177ZM177 234H176V235H177ZM209 234H210V233H209ZM8 235H9V234H8ZM30 235H31V234H30ZM61 235H63V234H61ZM103 235H101V237H102ZM114 235H115V234H114ZM116 235H117V234H116ZM127 235H128V234H127ZM147 235H148V234H147ZM149 235H151V234H149ZM157 235H158V234H157ZM170 235H171V234H168V236H170ZM174 235H175V234H174ZM178 235H179V234H178ZM206 235L208 236L207 233H206ZM212 235H214V234H212ZM33 236H34V235H33ZM40 236H41V235H40ZM99 236H100V235H99ZM99 236H98V237H99ZM119 236H120V234H119ZM125 236H126V235H125ZM135 236H136V235H135ZM8 237H9V236H8ZM35 237H36V236H35ZM38 237H39V236H38ZM62 237H63V236H62ZM98 237H97V239H98ZM148 237H149V236H148ZM160 237H161V236H160ZM165 237H166V235H165ZM205 237H206V236H205ZM211 237H212V236H211ZM78 238H80V237H78ZM78 238H77V239H78ZM103 238H104V237H103ZM152 238H153V237H152ZM175 238L177 239V237H175ZM194 238H195V237H194ZM208 238H209V237H207L206 239H208ZM23 239H24V238H23ZM37 239H38V238H37ZM75 239H76V238H75ZM77 239H76V240H77ZM88 239H89V238H88ZM100 239H101V238H100ZM121 239H122V238H121ZM132 239H133V238H132ZM138 239H140V238H138ZM154 239H155V237H154ZM157 239H158V238H157ZM161 239H162V238H161ZM161 239H160V240H161ZM183 239H184V238H182V240H183ZM215 239H216V238H215ZM221 239H222V238H221ZM237 239H238V238H237ZM46 240H47V239H46ZM62 240H64V239H62ZM76 240H75V241H76ZM85 240H87V239H85ZM103 240H104V239H103ZM133 240H135V239H133ZM136 240H137V238H136ZM143 240H144V238H143ZM145 240H146V239H145ZM145 240H144V241H145ZM149 240H150V238H149ZM160 240L158 239V241H160ZM166 240H168L167 237H166ZM166 240H163V241H166ZM203 240H204V239H203ZM213 240H214V239H213ZM218 240H219V239H218ZM30 241H31V240H30ZM35 241H36V240H35ZM38 241H39V240H38ZM68 241H69V240H68ZM68 241H67V242H68ZM89 241H90V240H89ZM96 241H97V240H96ZM115 241H119V239H118V240H115ZM131 241H132V240H131ZM155 241H156V239H155ZM155 241H154V242L152 241L153 244L156 243ZM158 241H157V242H158ZM179 241H180V240H179ZM183 241H184V240H183ZM193 241H194V240H193ZM199 241H200V240H199ZM215 241H216V240H215ZM219 241H220V240H219ZM31 242H32V241H31ZM77 242H78V241H77ZM79 242H80V241H79ZM104 242H105V241H104ZM122 242H124V241H121V243H122ZM125 242H126V241H125ZM133 242L135 243V241H133ZM148 242H149V241H148ZM152 242H151V243H152ZM168 242H169V241H168ZM195 242H196V241H195ZM195 242H194V243H195ZM201 242H202V241H201ZM38 243H39V242H38ZM57 243H58V242H57ZM81 243H82V242H81ZM84 243H85V242H84ZM87 243H89V242H87ZM97 243H98V242H97ZM101 243H103V242L101 241ZM114 243H116V242H114ZM145 243H146V242H145ZM151 243H150V245H151ZM160 243H161V241H160ZM160 243H159V244H160ZM192 243H193V242H192ZM211 243H212V241H211ZM216 243H218V242L216 241ZM216 243H215V244H216ZM5 244H6V243H5ZM92 244H93V243H92ZM109 244H110V242H109ZM109 244H108V245H109ZM126 244H127V242H126ZM131 244H133V243H131ZM138 244H139V243H138ZM159 244H158V245H159ZM170 244H171V243H170ZM198 244H199V243H198ZM203 244H204V243H203ZM213 244H214V241H213ZM220 244L223 245L222 243H220ZM100 245H102V244H100ZM121 245H122V244H121ZM123 245H125V244H123ZM128 245H129V244H128ZM128 245H126V246H128ZM134 245H135V244H134ZM155 245H156V244H154V246H155ZM168 245H169V244H168ZM209 245H210V244H209ZM252 245H253V244H252ZM49 246H50V245H49ZM81 246H82V244H81ZM95 246H96V245H95ZM175 246H176V245H175ZM180 246H181V245H180ZM213 246H215V245H213ZM216 246H217V244H216ZM263 246H264V245H263ZM78 247H79V243H78ZM82 247H84V246H82ZM101 247L103 248V246H101ZM105 247H106V246H105ZM136 247H137V245H136ZM166 247H167V246H166ZM168 247H169V246H168ZM186 247H187V244H186ZM192 247H194V246L192 245ZM200 247H201V246H200ZM203 247H204V246H203ZM223 247H225V246H223ZM74 248H75V247H74ZM74 248H73V249H74ZM89 248H90V246H89ZM92 248H94V247H92ZM92 248H91V249H92ZM96 248H97V246H96ZM115 248H116V246H115ZM118 248H119V247H118ZM132 248H134V247H132ZM141 248H142V247H141ZM161 248H162V246L160 247V249H161ZM163 248H165V245H164ZM163 248H162V249H163ZM170 248H171V247H170ZM181 248H182V247H181ZM214 248H215V247H214ZM17 249H18V248H17ZM39 249H40V248H39ZM43 249H44V248H43ZM73 249H72V250H73ZM116 249H117V248H116ZM136 249H137V248H136ZM138 249H140V246H139ZM157 249H158V248H157ZM210 249H211V248H210ZM221 249H222V248H221ZM31 250H32V249H31ZM31 250H30V251H31ZM37 250H38V249H37ZM52 250H53V249H52ZM64 250H65V249H64ZM74 250H75V251H72V252L75 253V252H76V249H74ZM84 250H85V249H83V251H84ZM94 250H96V249H94ZM117 250H118V249H117ZM153 250H154V249H153ZM163 250H166V248L163 249ZM170 250L172 251V248H171ZM170 250H169V251H170ZM177 250H179V249H177ZM181 250H182V249H181ZM60 251H61V250H60ZM85 251H86V250H85ZM101 251H102V249H101ZM131 251L133 252V249H132ZM147 251H148V250H147ZM158 251H159V250H158ZM190 251H191V250H190ZM197 251H198V250H197ZM206 251H208V250H206ZM222 251H225V250L223 249ZM20 252H21V251H20ZM53 252H55V251H53ZM144 252H145V251H144ZM149 252H150V253L152 252L151 249H150ZM193 252H194V249H193ZM193 252H192V253H193ZM30 253H32V252H30ZM30 253H29V254H30ZM70 253H71V252H70ZM82 253H83V252H82ZM87 253H88V252H87ZM103 253H104V251H103ZM107 253H108V252H107ZM156 253H157V252H156ZM158 253H159V252H158ZM162 253H163V254L160 253L161 256L164 255V251H163ZM178 253H179V255L182 254L180 251H179ZM186 253H187V252H185V254H186ZM208 253H209V252H208ZM208 253L206 252V254H203V255H207ZM225 253H226V252H225ZM40 254H41V253H40ZM43 254H44V253H43ZM54 254H55V253H54ZM76 254H77V253H76ZM85 254H86V253H85ZM94 254H97V252H96V253L94 252ZM109 254H110V253H109ZM127 254H128V253H127ZM135 254H136V253H135ZM139 254H140V253H139ZM154 254H155V253H154ZM154 254H153V255H154ZM168 254H169V253H168ZM170 254H172V253H170ZM196 254H197V253H196ZM200 254H201V253H200ZM223 254H224V252H223ZM223 254H222V255H223ZM90 255H91V254H90ZM122 255H123V254H122ZM122 255H121V256H122ZM124 255H125V253H124ZM146 255H147V253H146ZM166 255H167V254L165 253V257H164V259H163L162 257H160V259L162 258V260L165 261V258L169 257V256L166 257ZM172 255H173V254H172ZM172 255H171V257H173ZM176 255H177V254H176ZM179 255H178V257H179ZM191 255H194V254H191ZM41 256H42V254H41ZM74 256H75V255H73V257H74ZM118 256H120V255H118ZM141 256H142V260H140V261L143 262V260H145V259H144V258H145V255H144V256L141 255ZM141 256H139V257H140L139 259H141ZM147 256H149V254H148ZM194 256H196V255H194ZM207 256H208V255H207ZM209 256H210V255H209ZM218 256H219V255H218ZM220 256H221V255H220ZM85 257H86V256H85ZM92 257H93V255H92ZM92 257H90V258H92ZM109 257H110V255H109ZM123 257H124V256H123ZM134 257H135V256H134ZM136 257H137V256H136ZM143 257H144V258H143ZM180 257H181V256H180ZM190 257H191V256H190ZM192 257H193V256H192ZM196 257H197V256H196ZM2 258H3V257H2ZM79 258H80V257H79ZM87 258H88V257H87ZM90 258H89V259H90ZM114 258H115V257H114ZM116 258H117V257H116ZM116 258H115V259H116ZM132 258H133V256H132ZM132 258H131V259H132ZM137 258H138V257H137ZM148 258H150V257H148ZM157 258H158V257H157ZM157 258H156V259H157ZM175 258H176V257H174L173 259H175ZM181 258H183V257H181ZM186 258H187V257H186ZM188 258H189V257H188ZM199 258H201V255H200ZM218 258H219V257H218ZM31 259H32V258H31ZM34 259H35V258H34ZM97 259H98V258H97ZM106 259H107V258H106ZM129 259H130V258H129ZM168 259H170V258H168ZM168 259H166V260H168ZM173 259H172V260H173ZM183 259H185V258H183ZM195 259H196V258H195ZM28 260H29V259H28ZM55 260H56V259H55ZM81 260H82V257H81ZM81 260H80V261H81ZM93 260H94V259H93ZM98 260H99V259H98ZM133 260H134V259H133ZM154 260H155V259H154ZM158 260H159V259H158ZM205 260H206V259H205ZM35 261H36V260H35ZM37 261H38V260H37ZM37 261H36V262H37ZM64 261H65V260H64ZM76 261H77V260H76ZM83 261H89V260H84V259H83ZM95 261H96V260H95ZM95 261H94V262H95ZM124 261H125V260H124ZM135 261H136V260H135ZM145 261H146V260H145ZM148 261H149V260H148ZM156 261H157V260H156ZM182 261H183V260H182ZM190 261H191V260H190ZM192 261H193V260H192ZM196 261H197V260H196ZM210 261H211V260H210ZM74 262H75V261H74ZM92 262H93V261H92ZM117 262H118V261H117ZM129 262H130V261H129ZM171 262H172V261H171ZM180 262H181V261H180ZM205 262H206V261H205ZM82 263H83V262H82ZM86 263H87V262H86ZM111 263H112V262H110V264H111ZM114 263H115V262H114ZM130 263H131V262H130ZM130 263H129V264H130ZM143 263H145V262H143ZM80 264H81V263H80ZM83 264H84V263H83ZM124 264H125V262H124ZM137 264H139V263H137ZM147 264H148V263H147ZM150 264H151V263H150ZM155 264H156V263H155ZM159 264H160V263H159ZM163 264H164V263H163ZM175 264H176V263H175ZM189 264H191V263H189ZM203 264H204V263H203ZM205 264H206V263H205Z\"/></svg>",
  "mask_w": 264,
  "mask_h": 264
}]
</instances>
